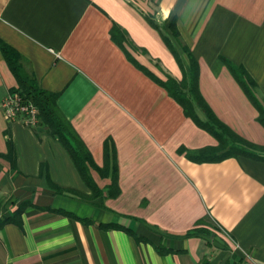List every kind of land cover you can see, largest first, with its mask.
<instances>
[{
  "label": "crops",
  "instance_id": "obj_1",
  "mask_svg": "<svg viewBox=\"0 0 264 264\" xmlns=\"http://www.w3.org/2000/svg\"><path fill=\"white\" fill-rule=\"evenodd\" d=\"M5 50L58 94L95 198L47 126L7 119ZM191 62L210 110L264 148V0H0V264H264V159L212 158L163 85L190 88Z\"/></svg>",
  "mask_w": 264,
  "mask_h": 264
},
{
  "label": "trees",
  "instance_id": "obj_2",
  "mask_svg": "<svg viewBox=\"0 0 264 264\" xmlns=\"http://www.w3.org/2000/svg\"><path fill=\"white\" fill-rule=\"evenodd\" d=\"M117 33L118 30L114 29L113 38L115 41L120 42L121 40ZM5 54L19 81V89L14 92L20 93L24 99L33 102L38 107L41 124L47 126L48 130L60 139L72 156L84 181L93 190L92 196L77 195L88 200L95 198L99 194L94 187L93 179L90 175V168L94 165L91 154L75 132L72 124L61 112L57 102L58 94L42 90L35 85L31 78L22 76L12 58L14 52L11 50H5ZM189 69L192 77L190 88L187 86L185 80L177 82L174 79H169L167 82H164L163 85L170 95L182 105L187 116L193 118L201 127L210 131L218 139V147L210 148L208 150L212 153V158L218 157L221 160L229 156L231 152H235L249 158L264 159V148H258L255 144L239 136L221 122L210 110L198 88V72L195 62H191ZM246 81L250 85H255L250 78ZM248 93L253 103L258 107L260 111V120L264 124L263 107L260 106L257 98L253 96L251 92ZM196 105L200 107L201 113L205 116V122L199 118ZM109 158L110 155L106 151V161ZM118 194L119 191H116L114 196H117ZM104 227L110 228L109 226ZM114 227L120 228L119 226Z\"/></svg>",
  "mask_w": 264,
  "mask_h": 264
},
{
  "label": "built area",
  "instance_id": "obj_3",
  "mask_svg": "<svg viewBox=\"0 0 264 264\" xmlns=\"http://www.w3.org/2000/svg\"><path fill=\"white\" fill-rule=\"evenodd\" d=\"M1 107L10 122L21 121L32 128L41 124L38 107L18 92H12L5 98Z\"/></svg>",
  "mask_w": 264,
  "mask_h": 264
},
{
  "label": "rangeland",
  "instance_id": "obj_4",
  "mask_svg": "<svg viewBox=\"0 0 264 264\" xmlns=\"http://www.w3.org/2000/svg\"><path fill=\"white\" fill-rule=\"evenodd\" d=\"M246 148V147H245Z\"/></svg>",
  "mask_w": 264,
  "mask_h": 264
}]
</instances>
